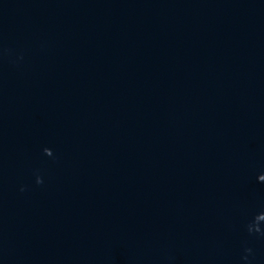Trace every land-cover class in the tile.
Wrapping results in <instances>:
<instances>
[{
	"label": "water",
	"instance_id": "water-1",
	"mask_svg": "<svg viewBox=\"0 0 264 264\" xmlns=\"http://www.w3.org/2000/svg\"><path fill=\"white\" fill-rule=\"evenodd\" d=\"M0 264H264V0H0Z\"/></svg>",
	"mask_w": 264,
	"mask_h": 264
}]
</instances>
